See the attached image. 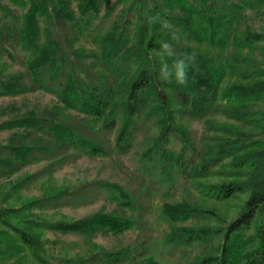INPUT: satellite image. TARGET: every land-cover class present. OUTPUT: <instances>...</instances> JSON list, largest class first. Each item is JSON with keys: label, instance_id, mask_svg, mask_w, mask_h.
Listing matches in <instances>:
<instances>
[{"label": "rangeland", "instance_id": "obj_1", "mask_svg": "<svg viewBox=\"0 0 264 264\" xmlns=\"http://www.w3.org/2000/svg\"><path fill=\"white\" fill-rule=\"evenodd\" d=\"M68 1L74 20H58L52 13L40 18L41 43L56 44L57 67L34 74L29 66L33 52L21 48L16 37L30 0L22 5L0 0V82H17L20 91L0 97V159L8 161L0 166V208L26 207L25 215L32 221L52 225L99 214L131 221L122 233L36 229L41 257L48 264H103L104 253H120L125 259L120 264H195L219 255L227 228L244 213L247 200L256 195L264 201V152L257 142L264 141V100L232 106L222 93L264 81V0H188L202 10L200 14L224 23L234 14L228 31L232 36L224 49L189 36L180 20L184 14L163 9V0H96V7L86 15L77 10L79 0ZM232 4L242 10L234 13ZM156 6L169 16L161 18L172 26L160 41L171 43L178 55L195 53L188 71H199L203 59L227 67L218 99L202 116L192 113V104L183 107L172 100L168 89L163 90L165 115L160 102L150 97L141 116L128 120L124 113L127 86L137 76L138 63L122 55L151 33L154 25L148 18L155 15ZM110 38L122 39L125 48L107 60ZM146 61L161 64L156 53ZM109 86L115 89L113 115L107 112L96 118L69 104ZM34 117L37 126L20 124ZM112 117L115 128H106L104 121ZM168 124L171 132L165 136ZM55 126L70 128L103 152L62 148L54 139ZM125 127L131 148L122 153L118 145L126 140L121 134ZM20 147L30 149L25 159L10 150ZM237 151L249 157L252 166L234 173L230 154ZM232 179L246 185L244 195L221 202L208 193ZM48 197L53 200L44 202ZM194 207L209 214H193ZM260 227L264 234V204L246 232V237L255 238L249 252L259 244ZM0 231L14 235L1 224ZM195 233L198 237L191 238ZM0 264L40 263L24 250L0 256Z\"/></svg>", "mask_w": 264, "mask_h": 264}, {"label": "trees", "instance_id": "obj_2", "mask_svg": "<svg viewBox=\"0 0 264 264\" xmlns=\"http://www.w3.org/2000/svg\"><path fill=\"white\" fill-rule=\"evenodd\" d=\"M10 1L17 5H22L24 3V0ZM163 3L165 6L163 9L168 10L169 12L178 10L180 13L184 14L180 20L183 29L189 33V36H192L199 41L206 40L211 45L217 46L221 49L226 48L232 36V33H228V31L231 30L230 27H232L234 14L224 23L222 19L220 20L213 15L206 16V13L200 14L202 10L197 9V7L188 0H163ZM95 4L96 0H79L77 10L81 15H86L90 10L96 7ZM231 6L234 13H238L242 10L239 5L232 4ZM163 9L160 6H156L155 15L165 19L169 18L168 15L162 13ZM51 13L58 20H74V13L69 9L68 0H56V5L54 6L52 0H30V7L22 18V26L16 33L19 46L25 50H31L33 52L34 58L29 66L34 74L43 68L48 69L57 67L56 44L53 41L41 43L40 37V18L50 17ZM225 17L226 15L222 18ZM153 25L151 33L144 34L133 50L126 49L122 55V57L129 55L128 59L134 58V61L138 63V69L136 72L137 76L135 79H132L127 86V98L124 104L125 115L128 120L141 116L149 97L153 100L152 102H160L158 106L159 110L165 115L167 113V106L163 95L167 93L163 92L164 89H168V93L170 92L168 95H172L171 99L178 102L181 106L186 107L192 104V113L195 116L204 115L218 99L220 85L227 74V67L217 65L211 59H203L199 71H188L187 85H177L175 81L168 83L160 80V64L155 66L146 60L149 54L155 53L153 49L159 47L156 43L157 41H160L159 37L162 36V34H167L169 31L161 30L159 24ZM1 37L2 29L0 26V39ZM236 40L238 41L239 38L236 37ZM241 42L242 40H240V43ZM124 48L122 39L112 40L110 38L107 48V60H110L111 58L114 59ZM113 86H109L98 93L89 92L88 97L82 101L79 98L69 100V104H75L76 107L79 106V109L84 113L96 118H101L107 115V112L109 115H113L112 110L116 103L115 89ZM71 87L72 85H70L66 91L70 90ZM18 88L19 83L17 82H0V97L17 94L20 92ZM222 93L226 98V104L232 106H235L236 103L239 106L249 105L250 103L264 100V81L253 85L233 86L228 91ZM233 108L234 107H231L232 110ZM20 124L24 126L33 125L34 127L37 126L38 121L35 117L26 118L24 121H20ZM115 125L114 117L108 121H104V126L106 128L114 129ZM127 125L128 124H126V127ZM170 126L171 125L168 124L164 130L163 134H165V136H168L171 132L172 127ZM126 127L122 129L121 133L122 137L126 136V140H120L118 145V150L122 153H127L131 148V145L128 143L129 134H126ZM52 132L55 136L54 139L62 146V148L69 149L70 147L81 146L88 149L91 154L103 152L101 147L76 137L73 130L68 127L61 128L55 126L52 129ZM257 142L260 144L258 147L260 149L263 148L264 152V141L259 140ZM10 150L20 159H25L30 153V149L26 147L12 148ZM230 157H234L232 163L234 173L242 170L245 166H252V162L248 160L249 157L248 159H245V156L238 151L234 154H230ZM5 164H8V161L0 159V166ZM194 174L199 176L200 173L195 171ZM214 188L215 190H213V192L212 189H208V193L210 192L215 200L221 202L230 201L237 196L246 193V185L241 183V181H235V179L230 180L229 183H222ZM60 196L61 195H59L58 198H60ZM52 200L53 199L48 197L47 199H44V202H50ZM37 202L39 201H36L35 203L33 202V206H36L34 204H37ZM262 204H264V201H258L256 195H253L247 200L244 213L235 219L227 228L224 235V244L221 247L219 255L204 258L202 261L195 264H264V234L261 231V227L258 230L259 244L251 252H249V246L254 244L255 238L246 237V232L256 222L257 213ZM29 206L31 207V203L28 205V208ZM25 210H27L26 207H20L18 209L0 208V224L14 234L13 236H10L8 233L0 231V256L4 255L10 257L13 255H19L24 250H27L40 264H48L47 260L41 257V241L39 236L34 232L36 229L46 227L49 229L60 230L62 232H78L81 234L92 235L98 231L122 233L131 226L130 220H124L117 216L103 214L75 223H57L52 225L46 222L32 221V219L25 215L27 214ZM190 212L196 214L200 211L197 207H194ZM208 212L209 211L205 210L200 213L209 214ZM188 213L189 209L184 213L185 218H187ZM197 237L198 233L191 234V238ZM124 260L125 259L120 253H104L102 254L100 261L104 262L103 264H120Z\"/></svg>", "mask_w": 264, "mask_h": 264}, {"label": "clouds", "instance_id": "obj_3", "mask_svg": "<svg viewBox=\"0 0 264 264\" xmlns=\"http://www.w3.org/2000/svg\"><path fill=\"white\" fill-rule=\"evenodd\" d=\"M148 23L159 24L161 30H168L172 27L170 22L163 20L159 16L149 17ZM175 38V33H173V39ZM156 43L159 47L153 49V51L161 58L159 79L168 83L175 81L177 85H187L188 69L194 62L195 53L178 55L171 43L161 41H157ZM165 58L170 59L171 64Z\"/></svg>", "mask_w": 264, "mask_h": 264}]
</instances>
